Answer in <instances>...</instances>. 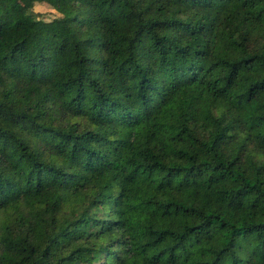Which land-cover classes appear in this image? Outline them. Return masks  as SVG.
Returning <instances> with one entry per match:
<instances>
[{"label": "trees", "instance_id": "trees-1", "mask_svg": "<svg viewBox=\"0 0 264 264\" xmlns=\"http://www.w3.org/2000/svg\"><path fill=\"white\" fill-rule=\"evenodd\" d=\"M0 264H264V0H0Z\"/></svg>", "mask_w": 264, "mask_h": 264}, {"label": "rangeland", "instance_id": "rangeland-1", "mask_svg": "<svg viewBox=\"0 0 264 264\" xmlns=\"http://www.w3.org/2000/svg\"><path fill=\"white\" fill-rule=\"evenodd\" d=\"M16 2L22 6H26L28 5L29 0H16ZM33 10L38 14L39 19L47 20V19H50V18H53L59 15L55 9L47 7V6H43V5H38L37 7L35 6ZM151 213H152L151 211H147L144 213L136 212V213H132V216L135 220H137L139 218L148 217L151 215Z\"/></svg>", "mask_w": 264, "mask_h": 264}, {"label": "crops", "instance_id": "crops-1", "mask_svg": "<svg viewBox=\"0 0 264 264\" xmlns=\"http://www.w3.org/2000/svg\"><path fill=\"white\" fill-rule=\"evenodd\" d=\"M38 5H41V4H39V3H36V4L34 5V7H35V6L37 7ZM34 7H33V8H34Z\"/></svg>", "mask_w": 264, "mask_h": 264}]
</instances>
